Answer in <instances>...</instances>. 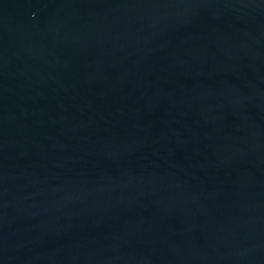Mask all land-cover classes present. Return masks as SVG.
Instances as JSON below:
<instances>
[{
	"label": "water",
	"instance_id": "water-1",
	"mask_svg": "<svg viewBox=\"0 0 264 264\" xmlns=\"http://www.w3.org/2000/svg\"><path fill=\"white\" fill-rule=\"evenodd\" d=\"M0 264H264V0H0Z\"/></svg>",
	"mask_w": 264,
	"mask_h": 264
}]
</instances>
